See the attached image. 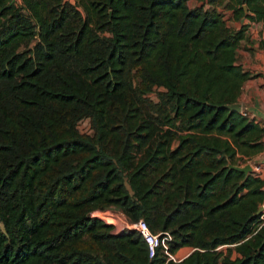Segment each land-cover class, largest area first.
<instances>
[{
	"label": "trees",
	"instance_id": "1",
	"mask_svg": "<svg viewBox=\"0 0 264 264\" xmlns=\"http://www.w3.org/2000/svg\"><path fill=\"white\" fill-rule=\"evenodd\" d=\"M74 1L0 0V264H264V180L228 167L264 150L225 107L256 76L247 25L218 9L264 22V0ZM109 207L189 252L149 258Z\"/></svg>",
	"mask_w": 264,
	"mask_h": 264
},
{
	"label": "crops",
	"instance_id": "2",
	"mask_svg": "<svg viewBox=\"0 0 264 264\" xmlns=\"http://www.w3.org/2000/svg\"><path fill=\"white\" fill-rule=\"evenodd\" d=\"M232 20L234 28L247 25L245 39L241 41L236 54L242 67L256 75L245 81L239 102L242 111L264 127V48L260 46L264 42V22H251L246 18ZM256 157L258 166L253 168L264 180V150L257 153Z\"/></svg>",
	"mask_w": 264,
	"mask_h": 264
},
{
	"label": "built area",
	"instance_id": "3",
	"mask_svg": "<svg viewBox=\"0 0 264 264\" xmlns=\"http://www.w3.org/2000/svg\"><path fill=\"white\" fill-rule=\"evenodd\" d=\"M260 206V222L257 224L256 229H259L264 225V202ZM116 222L115 229H117V233L124 230H130L135 231L142 236L148 247L149 258H153L157 253H160L167 260L178 261L181 259L178 258L177 253H172L170 250L172 235L168 231H161L158 233L152 232L143 219L130 220L122 212H120Z\"/></svg>",
	"mask_w": 264,
	"mask_h": 264
},
{
	"label": "rangeland",
	"instance_id": "4",
	"mask_svg": "<svg viewBox=\"0 0 264 264\" xmlns=\"http://www.w3.org/2000/svg\"><path fill=\"white\" fill-rule=\"evenodd\" d=\"M17 3H20V0H15ZM70 1H72V2H75L74 0H70ZM189 4L191 5V6H194L195 4H201V3H199V2H196L195 0H190V2H189ZM211 7V6H210ZM218 9L223 13V16H224V20H225V22H226V24H227V26H229L230 28H232V29H235V30H237V29H239V28H234L233 27V25H232V14H231V12L226 8V3H223L222 5H220V6H218ZM37 41V36H34L33 38H31L30 40H27V41H25L21 46H20V50H28V49H30L32 46H33V44L35 43ZM240 49V48H239ZM238 59H239V57H238ZM254 78V77H253ZM257 157H256V154L254 155V156H251V157H248V156H243V159L241 160V164H240V166H242V165H245V164H251L252 166H258V164H257ZM255 169V168H254ZM259 170H261L260 168H259ZM253 172H255L256 173V170H254ZM259 172H261V171H259ZM120 212H121V210L120 209H118V208H116V207H109V208H106V209H104V210H94V211H92L91 213H90V215L91 216H95V217H98V218H100V219H102L103 221H105V223H107V224H109V225H112V227H113V232L114 233H117L116 231H117V229H115V224H117V222H116V220H117V218H118V216L120 215ZM233 248V247H232ZM219 251H223V252H225V253H227V247H220L219 248ZM187 252H189V249H187V248H182L181 250H179L178 252H177V256H178V258H183L186 254H187ZM231 256H232V258H235L236 256H237V253L234 251V250H232V252H231Z\"/></svg>",
	"mask_w": 264,
	"mask_h": 264
},
{
	"label": "water",
	"instance_id": "5",
	"mask_svg": "<svg viewBox=\"0 0 264 264\" xmlns=\"http://www.w3.org/2000/svg\"><path fill=\"white\" fill-rule=\"evenodd\" d=\"M246 9V7H244ZM226 108L230 109V110H235V111H238V112H241L242 111V104L241 102H234V103H231V104H226L225 105ZM228 167L229 168H232V169H235L237 171H240V172H243L244 174H248V173H251L254 171V168L251 164H245V165H232V164H228ZM261 213V206H259V208L257 209L255 215H260Z\"/></svg>",
	"mask_w": 264,
	"mask_h": 264
}]
</instances>
